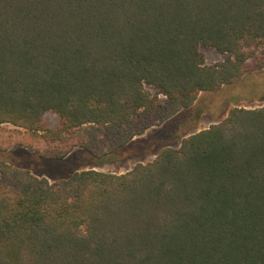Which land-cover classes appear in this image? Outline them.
I'll list each match as a JSON object with an SVG mask.
<instances>
[{
	"label": "trees",
	"instance_id": "obj_1",
	"mask_svg": "<svg viewBox=\"0 0 264 264\" xmlns=\"http://www.w3.org/2000/svg\"><path fill=\"white\" fill-rule=\"evenodd\" d=\"M207 50L223 58L208 63ZM256 59L264 66V0H0V126L75 132L70 159L102 165L158 107L162 122ZM260 99L233 101L124 173L51 180L1 161L0 264H264Z\"/></svg>",
	"mask_w": 264,
	"mask_h": 264
},
{
	"label": "rangeland",
	"instance_id": "obj_2",
	"mask_svg": "<svg viewBox=\"0 0 264 264\" xmlns=\"http://www.w3.org/2000/svg\"><path fill=\"white\" fill-rule=\"evenodd\" d=\"M206 58L208 63H214L221 60L223 55L215 50H207ZM261 63V59L254 60L240 82L220 92L201 93L196 105L181 109L162 122L160 121L166 110L162 106L158 107L148 119L142 120V123L155 124L147 128L144 134L136 136L129 146L117 151L115 156L121 159L102 165L88 163L80 166L70 159L74 153L82 150L80 139L75 132H64L61 137H56L46 131L36 133L11 123H4L0 126V162H15L29 168L34 175L51 180L67 176L76 168H95L113 173L127 172L139 162L155 159L157 155L154 151L165 143L179 147L183 137L217 123L220 120L218 117H221L227 106H232L233 101L242 100V105L247 107L262 105L260 98L264 97V66H261ZM46 122L54 129L59 127L58 117L53 113L46 116ZM68 150L70 152L62 160L63 163L55 159L58 153Z\"/></svg>",
	"mask_w": 264,
	"mask_h": 264
}]
</instances>
